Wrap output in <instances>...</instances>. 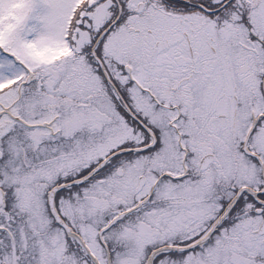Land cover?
I'll use <instances>...</instances> for the list:
<instances>
[{"label": "snow or ice", "instance_id": "snow-or-ice-1", "mask_svg": "<svg viewBox=\"0 0 264 264\" xmlns=\"http://www.w3.org/2000/svg\"><path fill=\"white\" fill-rule=\"evenodd\" d=\"M0 264H264V0H0Z\"/></svg>", "mask_w": 264, "mask_h": 264}]
</instances>
